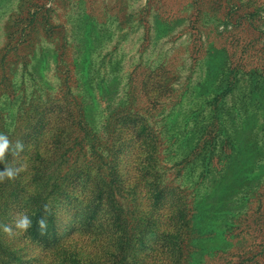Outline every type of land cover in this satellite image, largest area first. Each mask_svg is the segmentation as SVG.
Here are the masks:
<instances>
[{"label": "trees", "instance_id": "trees-1", "mask_svg": "<svg viewBox=\"0 0 264 264\" xmlns=\"http://www.w3.org/2000/svg\"><path fill=\"white\" fill-rule=\"evenodd\" d=\"M206 24L203 18L198 20L201 30H207ZM223 41L206 44L203 54L195 56V60L206 58L203 64L209 67L216 60L215 54L224 49ZM226 54L231 67L228 48ZM86 55L85 67L79 71L77 94L68 86L62 98L48 95L45 102H25L13 130L6 134L10 149L0 161V171L6 167L22 170L14 180L0 181V264H142V257L144 263L152 257L156 264H187L192 258L195 264H211L210 260L224 264L225 259L236 254L239 236L229 231L230 218L219 220L209 215L206 208L214 207L207 204V198L189 201L187 196L179 195L178 187L165 184L171 171L166 160L171 148L166 145L167 138L151 125L154 115L125 116L121 112L104 120L100 108L105 103L94 94L108 87L112 78L95 80L94 67H88L92 54ZM78 60L82 62V54ZM212 69L208 73L215 88L214 99H218L217 89L223 83L220 79L225 76L218 68ZM161 72L171 73L164 68ZM257 73L256 78L264 77V72ZM163 79H158L157 85L151 83L153 87L144 94L148 108L158 102L162 91L158 92V85L165 89L159 97L170 92ZM199 90L194 95L200 97L204 107L213 106L212 96L204 88ZM246 107L248 111L253 106ZM258 110L263 114L262 109ZM219 111V106L211 110L210 122L204 114L206 109L190 110L185 120L190 118L194 126L180 128L169 136L180 138L182 147L177 151L182 148L188 152L189 133L197 136L202 127L208 128L206 138L219 143L218 149L211 143L204 157L211 168H217L225 182V193L235 197L239 208L245 191L242 180L264 170V139L260 145L252 140L263 131L264 117L249 119L237 112L231 119ZM136 123H142V129L133 125ZM238 134L243 136V144L237 140ZM18 142L23 145L22 151L16 148ZM235 161L236 168L227 174ZM162 184L168 193L160 200L153 188L149 189L152 194H142L143 188ZM190 204L201 208L195 233L189 224L194 213ZM21 214L32 220L27 231L15 227ZM40 220L45 223L43 230ZM4 225L12 229L11 233L3 231Z\"/></svg>", "mask_w": 264, "mask_h": 264}, {"label": "rangeland", "instance_id": "rangeland-1", "mask_svg": "<svg viewBox=\"0 0 264 264\" xmlns=\"http://www.w3.org/2000/svg\"><path fill=\"white\" fill-rule=\"evenodd\" d=\"M202 18L207 30L198 27ZM222 39L224 49L215 54L209 67L203 64L206 58L195 60L206 44ZM83 44L92 54L88 67H94L95 80L112 78L108 87L94 94L106 104L100 108L104 120L121 112L125 116L154 115L151 125L167 138L166 145L171 148L166 159L171 171L165 184L178 187V194L189 201L207 198L210 207L219 205L217 210L206 208V213L219 220L229 217V231L239 234L236 254L223 263L264 264V170L242 180L244 200L238 208L235 197L225 193L223 177L204 157L211 143L216 149L219 143L206 138L208 128L202 127L197 136L189 133L188 152L177 151L182 147L180 138L169 136L194 126L193 120H185L190 110L206 109L210 122L211 110L217 106L226 118L233 119L237 112L249 119L264 117L258 110L264 111V77L256 78L257 70L264 72V0H0V134L13 130L25 102H45L48 95L62 98L68 90L77 94L79 71L87 56L86 49L81 52ZM210 50L216 52L213 47ZM81 54L82 62L78 60ZM163 68L171 73L161 72ZM212 68L225 76L220 79L218 99H214L208 73ZM158 79L168 83L170 92L159 97L165 89L158 85V92L162 90L158 102L148 108L144 94L153 87L151 83L159 84ZM233 85L236 88H231ZM200 88L215 100L210 108L194 95ZM249 104L253 107L246 111ZM122 107L125 110L119 111ZM133 125L142 129V123ZM184 136L188 137L187 133ZM236 138L243 144V136ZM262 139L264 129L252 138L259 145ZM236 166L237 161L231 163L227 174ZM165 184L149 185L142 194H152L149 189L153 188L160 200L168 193ZM190 208L194 213L189 224L195 233L201 208L196 204ZM143 260L142 264H156L152 257L146 263ZM187 264H195L193 258Z\"/></svg>", "mask_w": 264, "mask_h": 264}, {"label": "clouds", "instance_id": "clouds-1", "mask_svg": "<svg viewBox=\"0 0 264 264\" xmlns=\"http://www.w3.org/2000/svg\"><path fill=\"white\" fill-rule=\"evenodd\" d=\"M16 148L18 151L23 150V145L21 143H17ZM10 149V141L7 135L0 134V161L3 160L5 153ZM22 169H14L10 167L4 168L0 171V181L7 178L8 180H14L19 171ZM41 230L45 228V223L43 220L38 221ZM15 227L21 231H27L32 227V220L27 214H21L19 219L16 221ZM3 231L6 233H11L12 229L7 225L3 226Z\"/></svg>", "mask_w": 264, "mask_h": 264}]
</instances>
